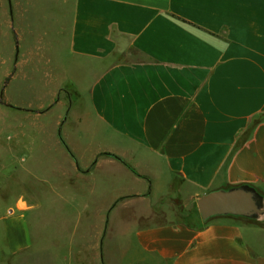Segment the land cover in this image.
<instances>
[{
    "label": "crops",
    "instance_id": "1",
    "mask_svg": "<svg viewBox=\"0 0 264 264\" xmlns=\"http://www.w3.org/2000/svg\"><path fill=\"white\" fill-rule=\"evenodd\" d=\"M27 2L0 0V264H264V216L197 207L240 185L264 205V0H72L77 103L21 47Z\"/></svg>",
    "mask_w": 264,
    "mask_h": 264
},
{
    "label": "rangeland",
    "instance_id": "2",
    "mask_svg": "<svg viewBox=\"0 0 264 264\" xmlns=\"http://www.w3.org/2000/svg\"><path fill=\"white\" fill-rule=\"evenodd\" d=\"M27 6L29 8V24H33L32 27V34L29 36V38H25V41L31 42L30 44L26 43L23 46V42L21 43V47L26 48V50L32 51L34 54H37L38 52L42 53L44 52V55L48 54L50 57V62H46V57L44 59V62H41V66L44 67L45 71L48 69L50 70V73L52 74L53 72L56 74L55 78H52L50 76V88L55 87V86H61V87H66L65 88V99L67 102H79V94L78 92L74 89L71 80L76 81V85H79L80 81L82 78H88V74L90 73V67L85 66L84 68L79 67L80 64H76L75 60H71V58H68L67 55V45H68V39H69V24H70V14L72 11V0H65L63 3L62 0H28ZM65 12V33H58L57 29L54 27V23H52V19L55 15L63 14ZM54 20V19H53ZM54 28V30H51V28ZM51 27V28H50ZM50 28V31L46 35L45 29ZM45 38L49 39L50 41L54 40L55 43L50 44L49 48L50 50H46L47 46L46 44H41L40 40L41 36H45ZM45 40L48 41V40ZM59 41V43H57ZM41 45L44 47V51L40 50ZM40 46V47H38ZM57 48H60V62L57 61L58 56L56 55L57 53H53L52 50H57ZM3 49L5 51V54H9V47L3 46ZM6 49V50H5ZM48 51V53H47ZM39 54V53H38ZM64 55V56H63ZM65 59V62L69 59V65L70 62L74 65H70L71 67L69 68L68 62H66V70L63 73L64 69L61 67L62 64V59ZM38 62V60H37ZM9 63V62H8ZM39 63V62H38ZM7 65V64H6ZM68 65V66H67ZM2 68H5L4 65H2ZM39 77L37 80L41 78V74L35 76ZM79 83V84H78ZM39 84H41V88H38V90H33L32 96L33 100H36L38 96H41L42 94V82L39 80ZM45 85V83H44ZM4 86V82L2 83V88ZM10 89L7 88V95H10ZM15 94L17 97H20L23 100H26L27 98V93H26V88L25 85H18ZM0 104H5L4 100L1 99V94H0ZM3 120L6 121V130L9 129V117L8 115H3L2 114ZM9 151V144L8 141L5 140L1 142L0 145V165H9V160L8 156H6L7 152ZM262 208H264V205L262 203ZM264 216V215H262Z\"/></svg>",
    "mask_w": 264,
    "mask_h": 264
},
{
    "label": "water",
    "instance_id": "3",
    "mask_svg": "<svg viewBox=\"0 0 264 264\" xmlns=\"http://www.w3.org/2000/svg\"><path fill=\"white\" fill-rule=\"evenodd\" d=\"M262 203V195L254 187L240 185L202 196L197 202V207L203 220L221 215L254 218L264 215Z\"/></svg>",
    "mask_w": 264,
    "mask_h": 264
},
{
    "label": "trees",
    "instance_id": "4",
    "mask_svg": "<svg viewBox=\"0 0 264 264\" xmlns=\"http://www.w3.org/2000/svg\"><path fill=\"white\" fill-rule=\"evenodd\" d=\"M248 136V135H247ZM245 138H246V136H245ZM243 140H244V137H243ZM259 192V191H258ZM260 193V192H259ZM261 194V193H260ZM262 195V194H261Z\"/></svg>",
    "mask_w": 264,
    "mask_h": 264
}]
</instances>
